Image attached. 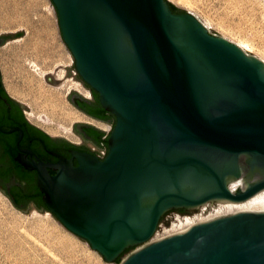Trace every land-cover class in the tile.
<instances>
[{
	"label": "water",
	"instance_id": "water-1",
	"mask_svg": "<svg viewBox=\"0 0 264 264\" xmlns=\"http://www.w3.org/2000/svg\"><path fill=\"white\" fill-rule=\"evenodd\" d=\"M52 2L74 58L66 76L76 69L116 123L97 155L51 151L56 162L21 148V128L0 129L19 131L15 159L37 172L48 212L108 262L133 247L119 264H264V200L153 239L171 210L193 214L264 189V60L170 0ZM24 34L5 33L1 45ZM57 69L49 82L66 77Z\"/></svg>",
	"mask_w": 264,
	"mask_h": 264
},
{
	"label": "rangeland",
	"instance_id": "rangeland-1",
	"mask_svg": "<svg viewBox=\"0 0 264 264\" xmlns=\"http://www.w3.org/2000/svg\"><path fill=\"white\" fill-rule=\"evenodd\" d=\"M170 2L192 12L209 27L211 33L246 45L249 54L264 59V0ZM23 30L24 35L10 38L0 46L8 48L7 66L19 89L17 95L10 94L28 107L25 108L27 116L31 110L35 112L38 119L28 117L31 122L52 136L82 144V139L73 129L75 123L89 121L96 126L106 123L84 116L69 100L73 90L87 95L85 89L88 88L77 78L76 69L72 68L71 74L66 76V66H72L74 58L63 40L52 0H0V35ZM58 66L63 67L57 69ZM56 69L60 79L66 77L58 83L49 82L47 75L54 73ZM55 100L66 105V111H77V115L66 118L63 116L64 111H55L52 106ZM106 125L110 128L109 124ZM89 146L91 149L96 148L92 143ZM4 207L7 210L3 212H10L18 222V238L16 257L12 261L7 257L10 253L9 245L6 242L0 243V264H117L116 261H106L85 239L69 231L50 212H42L35 205H31L27 212L23 211L0 188V210ZM196 213L199 211L193 214ZM174 214H178L177 211L167 214L170 225L160 222V228L153 238L164 234L171 227Z\"/></svg>",
	"mask_w": 264,
	"mask_h": 264
},
{
	"label": "flooded vegetation",
	"instance_id": "flooded-vegetation-1",
	"mask_svg": "<svg viewBox=\"0 0 264 264\" xmlns=\"http://www.w3.org/2000/svg\"><path fill=\"white\" fill-rule=\"evenodd\" d=\"M1 38L2 37H0V40ZM3 86L5 87L9 95L5 93ZM84 86L90 91V96L80 93L82 96H79L77 94L75 96L70 95L69 99L73 101V104L79 109L78 111L84 116L90 118L91 120L104 122L106 124L114 126L112 120L106 119L100 113H97L99 107L94 100V95L85 82ZM18 115L23 116L25 122L24 127L20 124H12L13 120L18 117ZM82 123L83 124L81 126H78L79 128H74V132L79 136V138L82 139V142H84V144H76L72 141H69L67 138L58 136L56 137L52 135V140L48 141L47 139H45V141H43L42 138H45L43 133L35 129L33 126H36L40 130H45L35 123L31 122V120L27 116V111L22 102H20V100L16 99L9 93L4 83V77L0 66V129L8 131L14 127L21 128L23 130V137L19 143V146L21 148L33 150L35 154L40 158L51 162H56L58 160V158L53 155L51 151L58 152L67 157H71L72 150L88 151L92 154L97 155V152L89 148L87 145L88 143L99 145L96 143L97 137L93 134V132L95 129H102L96 126V124L89 121ZM102 131L104 132V130ZM0 132L6 134V136L3 137L0 142V187L7 194L10 200L18 207L25 208L30 205H35L39 208L40 200L36 196V190L38 186L37 172L35 170H29L24 167L25 170L22 173L16 168L17 163H15L12 160L11 156L7 155L5 151L8 147V141H10L13 145L12 148L16 151L14 158L20 153L19 147L17 145L19 131L17 130L9 133L0 130ZM26 132L32 133L34 139H31L30 142L32 146H34L35 148L37 147V150L35 149L36 151L33 149L34 147L32 148L31 146L25 145ZM106 135L107 134L104 132L102 138H104ZM109 135H107V138L109 137ZM69 143H72L74 145L71 146ZM74 164L78 165L76 159H74ZM50 172L52 174L55 173V171L52 169L50 170ZM171 211H177L178 214L182 215L193 212L191 210L183 208Z\"/></svg>",
	"mask_w": 264,
	"mask_h": 264
},
{
	"label": "bare ground",
	"instance_id": "bare-ground-1",
	"mask_svg": "<svg viewBox=\"0 0 264 264\" xmlns=\"http://www.w3.org/2000/svg\"><path fill=\"white\" fill-rule=\"evenodd\" d=\"M205 26L209 28L206 24ZM237 44L247 52L246 45H243L241 43H237ZM7 54H8V48L0 47V64L2 67V71L4 73V81H5L6 87L10 93L17 95L19 89L15 85V81L13 79L12 73L10 72L7 66V63H8ZM85 90H86L87 96H90V91L88 89H85ZM52 106L53 108H55V111H59V110L64 111L63 116L66 118H70L72 115H75L77 113V111L74 112L72 110L66 111L67 109L65 110V108H68V107H66V105L65 106L62 105L61 102L58 100H55ZM79 116L80 115H78V117ZM28 117L32 120L38 119V117L36 116L33 110L28 112ZM98 126L104 127L106 129L109 128L108 125L103 124V123L98 124ZM245 181H246L245 178L232 180L229 184L230 189L236 192V190H238L240 186L244 184ZM263 200H264V189L254 194L253 196L247 198L246 200H242L238 202L227 201L223 203L219 200H216L214 203H212V201H207L206 203L200 206L199 213L183 214V215L174 214V217H173L174 221L172 222L171 227L165 230L164 234H159L153 239L156 240V239H161L164 237L179 234L181 232L189 230V228H191L195 224L213 219L215 217L228 216V215H232L235 213H241V212H248L250 207L256 205L257 203ZM3 210H7V207H4L2 210H0V243L4 244V242H6L5 244L9 245L10 253L7 254V257H9L10 261H12L13 257L15 256L16 250H17V248L15 249V247L17 245V238H18V222L16 221V218H14L15 216L13 217V215L10 212L6 213V212H3ZM16 259L17 258H15V260Z\"/></svg>",
	"mask_w": 264,
	"mask_h": 264
},
{
	"label": "trees",
	"instance_id": "trees-1",
	"mask_svg": "<svg viewBox=\"0 0 264 264\" xmlns=\"http://www.w3.org/2000/svg\"><path fill=\"white\" fill-rule=\"evenodd\" d=\"M169 5H170L172 11L175 12V13L186 12L184 9L180 8L179 6H177V5H176L175 3H173V2H169ZM2 85H3V84H2ZM86 85L91 89V91H92V93H93V95H94V100H95V102L97 103V105H98V107H99L98 110H97V113H100V114H101L103 117H105L106 119L112 120L113 123L115 124V123H116V118H115L114 114H112L111 112L106 111V110L102 107V105H101V103H100V101H99V94H98V92L95 91L94 89H92L88 84H86ZM3 89H4L5 93H6L7 95H9V94L7 93V91H6V89H5L4 86H3ZM100 114H99V115H100ZM24 123H25V122H24L23 116H22V115H18V117H16V118L13 120V123H12V124H20L21 126L24 127V126H25ZM33 127H34L35 129H37V130H39V131H41V132L43 133V135H44V137H45V138H42L43 141H45V139H47L48 141H50V140L53 139V137H52L49 133H47V132H45V131H43V130H40V129L37 128L36 126H33ZM25 129H26V128H25ZM93 134L97 137V140H96V143H97V144H100V143L103 141V142L106 143V145H108V138H109V137L106 138V139L104 140V139L102 138L103 135H104V132H103L102 130L95 129L94 132H93ZM5 136H6V134L0 132V142H1L2 138L5 137ZM31 139H34V137L32 136V133H31V132H26L25 145H27V146H31V147L33 148L34 146H32V145H31V142H30ZM69 144H70L71 146L74 145V144H72V143H69ZM12 147H13V145L11 144L10 141H8V147H7L6 150H5V151H6V154L9 155V156H11L12 160H13L15 163H17V167H16V168H17L19 171H21V172L23 173V171L25 170V168H24L23 165H21L20 163H18L17 160L14 158V156H15V154H16V151H15ZM33 149H34V150H35V149L37 150V147H36V148L34 147ZM36 150H35V151H36ZM36 196H37V197L39 198V200H40L39 208L48 211L47 208H46V206H45V204L43 203V200H42L43 193L40 191V189H39L38 186H37V190H36ZM131 249H133V247L127 249L123 254H121V255L115 260V261L117 262V264H119V262L122 260L123 256H124L126 253H128Z\"/></svg>",
	"mask_w": 264,
	"mask_h": 264
},
{
	"label": "built area",
	"instance_id": "built-area-1",
	"mask_svg": "<svg viewBox=\"0 0 264 264\" xmlns=\"http://www.w3.org/2000/svg\"><path fill=\"white\" fill-rule=\"evenodd\" d=\"M111 129H112V126L110 125V128H109V130H106L107 132H106V134L107 135H109V133L111 132ZM107 135L103 138V139H105L106 137H107ZM93 149H96V148H93ZM105 149V150H104ZM104 149H100V151L102 152V154H99V157H101V158H104L105 157V155H106V152H107V146L106 145H104Z\"/></svg>",
	"mask_w": 264,
	"mask_h": 264
},
{
	"label": "crops",
	"instance_id": "crops-1",
	"mask_svg": "<svg viewBox=\"0 0 264 264\" xmlns=\"http://www.w3.org/2000/svg\"><path fill=\"white\" fill-rule=\"evenodd\" d=\"M1 36V35H0ZM7 42V41H6ZM4 83H5V81H4ZM8 90V89H7ZM10 93V92H9ZM77 110V109H76Z\"/></svg>",
	"mask_w": 264,
	"mask_h": 264
}]
</instances>
